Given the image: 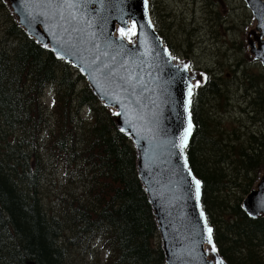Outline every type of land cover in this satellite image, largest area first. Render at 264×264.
Here are the masks:
<instances>
[{
	"label": "trees",
	"instance_id": "obj_1",
	"mask_svg": "<svg viewBox=\"0 0 264 264\" xmlns=\"http://www.w3.org/2000/svg\"><path fill=\"white\" fill-rule=\"evenodd\" d=\"M7 29L15 44L11 50L0 49V264H25L28 259L36 264H164L153 239L156 225L137 176L135 150L115 126L111 110L94 105L99 103L95 94L71 65L15 22ZM77 81L84 82L83 88L77 90ZM215 81L206 74L194 90L187 158L202 181V204L220 254L229 264H264V254L255 247L264 246V215L249 218L239 202H226L234 218L219 228L209 212L211 197L221 203L214 196L220 184L237 185L239 178L252 186L251 176L264 162L261 135L236 140L234 132L218 130L219 120L204 110V104L208 110L220 105L223 93ZM247 81L251 83L250 76ZM48 85L54 101L50 112L41 97ZM253 92L257 97L248 98L258 107L257 87ZM83 106L92 110L86 120L79 114ZM12 129L35 141L12 140ZM49 164L64 170L62 189L50 204L41 190ZM94 241L100 249L95 257L69 258L70 249Z\"/></svg>",
	"mask_w": 264,
	"mask_h": 264
},
{
	"label": "water",
	"instance_id": "obj_2",
	"mask_svg": "<svg viewBox=\"0 0 264 264\" xmlns=\"http://www.w3.org/2000/svg\"><path fill=\"white\" fill-rule=\"evenodd\" d=\"M5 1L28 36L85 76L96 97L113 111L117 128L132 140L165 264H229L208 242L212 226L201 202L202 184L196 195L193 177L200 178L186 154L192 117L191 135L181 147L194 85L202 77L164 44L148 0H76L77 8L71 7L73 0ZM244 1L254 17L245 35L248 52L264 67V0ZM131 23V40L116 34L132 31ZM259 172L241 202L251 218L264 215V168ZM25 264L36 263L28 259Z\"/></svg>",
	"mask_w": 264,
	"mask_h": 264
},
{
	"label": "rangeland",
	"instance_id": "obj_3",
	"mask_svg": "<svg viewBox=\"0 0 264 264\" xmlns=\"http://www.w3.org/2000/svg\"><path fill=\"white\" fill-rule=\"evenodd\" d=\"M2 1L0 0V49L7 47L11 50L15 42L12 43L14 38L6 34L7 28L10 22H15V24L17 22L13 19L7 3ZM152 13L162 35L173 48V53L178 58L187 61L193 70L199 72L202 77L201 81L207 73H210L212 79L219 84L217 89L223 93L220 105L214 110H208L206 104L203 106L210 116H215L219 120L220 127L217 129L234 132L235 136L238 135L236 140L241 141H244L251 133L264 138V68L248 52L245 35L254 23V17L245 1L153 0ZM133 36V31L126 33V38L129 40ZM248 76L251 77L250 84L247 81ZM251 84L255 85L259 91L258 107L251 104L248 98V95L257 97V94L253 92L256 87L246 89ZM75 86L79 90L83 88L84 82L77 81ZM50 96V87H47L44 99L48 101V105ZM208 99H210V106L212 103L215 104L214 97L209 96ZM98 104L100 103H94L95 106ZM86 109L84 107L79 110L84 120L92 115V110L88 113ZM201 111L204 113L202 109ZM82 122L83 120L80 121ZM11 131L12 140H20L24 137L30 142L29 144L35 141L28 133L13 129ZM260 165L256 174L251 176L254 183L260 173L259 170L264 168V162ZM229 168H233L231 164ZM63 173L64 170L60 164L47 166L46 177L41 187L44 202L49 204L54 202L55 195L62 189L60 183ZM236 180L239 181L237 185L227 181L225 186L224 182L218 186L214 196L220 199L221 203L211 197V208L208 210L212 221L219 228L224 227L234 218L226 202L233 204L237 201L241 204L246 194L254 187V184L248 186L243 179L237 178ZM62 185L65 189L66 184ZM244 188L247 190L245 191ZM216 201L218 204H215ZM153 239L156 244L160 245L157 231ZM255 247L264 254V246ZM99 252V246L94 241L84 248L75 246L70 249L68 256L72 260H77L82 256L93 258ZM101 252L104 256L102 249Z\"/></svg>",
	"mask_w": 264,
	"mask_h": 264
},
{
	"label": "snow or ice",
	"instance_id": "obj_4",
	"mask_svg": "<svg viewBox=\"0 0 264 264\" xmlns=\"http://www.w3.org/2000/svg\"><path fill=\"white\" fill-rule=\"evenodd\" d=\"M185 67L187 68V65H185ZM189 95H191V92H189ZM191 127H192V125H191V116L189 115V127H188L187 133H186V135L184 137V141H183L181 147L186 145L187 136L191 135ZM121 130L123 131V129H121ZM185 166H187V160H185ZM193 180H194L195 185H196V195H197V198H199L201 181L196 179L195 177H193ZM201 215H204L203 212H201ZM212 232H213V229L211 227H209L208 228V242L211 245V250L213 252H215V251H217V249H216V246H215V244L213 242V239H212ZM217 264H223V261L222 260H217Z\"/></svg>",
	"mask_w": 264,
	"mask_h": 264
},
{
	"label": "flooded vegetation",
	"instance_id": "obj_5",
	"mask_svg": "<svg viewBox=\"0 0 264 264\" xmlns=\"http://www.w3.org/2000/svg\"><path fill=\"white\" fill-rule=\"evenodd\" d=\"M152 7H153V0H152ZM152 18H153V21H154V24L156 26V28H158L160 34L162 35L161 31H160V28L158 27L157 23H156V19L154 17V14L152 13ZM164 37V35H162ZM164 39L167 41V39L164 37ZM168 42V41H167ZM169 43V42H168ZM172 48V47H171ZM173 49V48H172Z\"/></svg>",
	"mask_w": 264,
	"mask_h": 264
}]
</instances>
